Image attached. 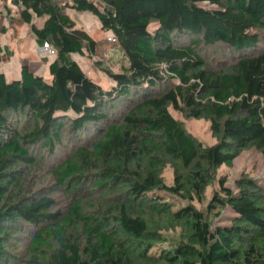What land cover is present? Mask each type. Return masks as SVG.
Listing matches in <instances>:
<instances>
[{"label":"trees","instance_id":"16d2710c","mask_svg":"<svg viewBox=\"0 0 264 264\" xmlns=\"http://www.w3.org/2000/svg\"><path fill=\"white\" fill-rule=\"evenodd\" d=\"M11 2L55 53L49 80L28 64L18 79L0 70V264L21 261L7 251L17 234L28 235L26 264H264V182L241 177L233 192L221 177L205 211L172 210L153 194L165 189L192 201L242 150L264 155V0ZM70 11L90 13L98 31L115 37L124 60L121 72L109 73L111 89L73 57L94 54L96 39ZM216 45L231 54L205 51ZM169 107L208 120L216 142L204 145ZM88 130L93 140L78 144ZM63 131L77 144L52 172L66 189V210L53 191L25 190L41 161L35 148L64 147ZM168 165L172 185L162 176ZM226 206L236 215L212 225L208 218ZM175 226L180 240L153 251Z\"/></svg>","mask_w":264,"mask_h":264},{"label":"rangeland","instance_id":"374dc122","mask_svg":"<svg viewBox=\"0 0 264 264\" xmlns=\"http://www.w3.org/2000/svg\"><path fill=\"white\" fill-rule=\"evenodd\" d=\"M199 5L210 7L209 4L200 2ZM71 15L78 22L79 26H82L90 34H94L96 39V51L91 54L84 50V54H73V57L78 61L81 68L87 73V75L99 84L104 90L111 89L115 82L109 76V73H119L122 70V64L124 58H122L121 51L114 47V43L107 40L110 33H102L98 31L99 22L97 19L87 12L77 13L70 11ZM38 25L42 23L41 20H36ZM151 28L154 27V23L151 24ZM262 39L259 42V49H264V33H261ZM37 43L42 44L32 35L30 28L27 24H24L18 13V9L12 4L11 0H0V70L4 72L7 80L18 79L20 77L21 66L27 63L32 69H37V74L45 75L48 72V64L52 59L49 56L46 61L42 55L38 54ZM205 51H208L211 56L231 54L232 50L224 45H216L214 47H206ZM218 50V52H214ZM213 53V54H212ZM4 54V55H3ZM38 54V55H36ZM38 62V63H34ZM48 78V77H47ZM49 80V78L47 79ZM170 113L178 120H180L187 131L193 134L204 145H212L216 142V138L213 137L210 122L205 119H195L185 117L180 111L169 107ZM61 144L64 147H55L48 150L44 146H38L34 150L36 158L41 160L34 170L29 171V176L25 183V190L39 192L41 189L45 190L43 194L50 195V191H53L52 196H56L57 207L66 210V189L59 188L58 181L53 176L55 164L57 161L63 160L67 154L72 151V148L77 145L67 139V133L62 132ZM86 136L90 140H93L92 131H79V143H84ZM69 142V145L65 147V144ZM53 151V152H52ZM52 152V153H50ZM54 159H51L50 156ZM163 180L165 184L172 185L174 182V170L171 166H166L162 172ZM225 177V186L229 187L233 192L237 191L236 180L241 177H253L259 180L260 183L264 182V155L256 149L251 147L242 150L239 155L234 159L231 166L221 165L215 169L213 181L204 189L200 198L194 196L190 201L186 193L174 194L168 192L165 189L154 190L153 194L159 195L162 202H166L172 210H176L187 204H192L198 210H204L215 191L219 190V178ZM152 192H149L151 194ZM236 214L228 206L222 209L221 214L218 217L212 219V225H227L230 223V219ZM29 227V226H28ZM167 237V241L162 244L155 245L152 250L157 251L160 247H167L173 241H179L182 236V230L180 227L175 226L173 229L163 231ZM22 240V236L19 234L13 237L15 248L7 247V251H14L19 256L21 261L15 264H26L27 262V250L26 236Z\"/></svg>","mask_w":264,"mask_h":264},{"label":"built area","instance_id":"2783aa9c","mask_svg":"<svg viewBox=\"0 0 264 264\" xmlns=\"http://www.w3.org/2000/svg\"><path fill=\"white\" fill-rule=\"evenodd\" d=\"M107 40L110 42L116 43V39L114 36H108ZM40 50H42L46 56H52L55 53L53 47L47 44L46 42H43L41 44Z\"/></svg>","mask_w":264,"mask_h":264},{"label":"crops","instance_id":"0c3cea01","mask_svg":"<svg viewBox=\"0 0 264 264\" xmlns=\"http://www.w3.org/2000/svg\"><path fill=\"white\" fill-rule=\"evenodd\" d=\"M35 40H36V38H35ZM37 48H38V54L39 53H44L42 50H40V46H41V44L39 45L38 43H37ZM38 54H36V55H38ZM4 55V54H3ZM42 57H46V58H44V61H46L47 60V58L49 57V56H46L45 55V53L42 55ZM34 63H38V62H34ZM25 64H27V63H25ZM31 68V67H30ZM39 68V67H38ZM38 68L37 69H32L31 68V70H33L34 72H36L37 70H38ZM3 72V71H2ZM4 73V72H3ZM44 75V74H43ZM45 76V75H44ZM49 78L50 79V75H49V72H46V78Z\"/></svg>","mask_w":264,"mask_h":264}]
</instances>
